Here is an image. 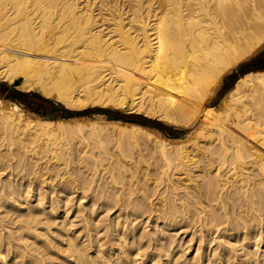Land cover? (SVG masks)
Here are the masks:
<instances>
[{"label":"bare ground","instance_id":"obj_1","mask_svg":"<svg viewBox=\"0 0 264 264\" xmlns=\"http://www.w3.org/2000/svg\"><path fill=\"white\" fill-rule=\"evenodd\" d=\"M262 46L264 0H0V80L74 110L187 127ZM217 106L170 141L0 102V264H264V70Z\"/></svg>","mask_w":264,"mask_h":264},{"label":"trees","instance_id":"obj_2","mask_svg":"<svg viewBox=\"0 0 264 264\" xmlns=\"http://www.w3.org/2000/svg\"><path fill=\"white\" fill-rule=\"evenodd\" d=\"M261 70H264V52L257 55L252 61L240 65L235 71L228 75L227 77H232V81L227 85L224 84L217 96L218 100L216 103L212 104L211 101L207 105V108L209 109L212 107L213 109V107L221 100V98L234 86L238 78L246 73ZM0 93L4 99L15 103L26 112L35 114L43 120H55L57 118L66 119L73 116L96 113L107 117L109 121L135 123L146 128L157 129L162 133L171 134L170 127L165 126L163 123L157 120L144 117L140 114L122 113L118 110L102 108L86 109L81 112L70 111L64 109L61 104L51 98H45L34 91L21 92L16 90L14 87H9L5 83H0Z\"/></svg>","mask_w":264,"mask_h":264},{"label":"rangeland","instance_id":"obj_3","mask_svg":"<svg viewBox=\"0 0 264 264\" xmlns=\"http://www.w3.org/2000/svg\"><path fill=\"white\" fill-rule=\"evenodd\" d=\"M264 52V46H262L261 48H260V50H258L254 55H252L251 57H249L247 60H244V61H242L241 63H239L229 74H227V75H225L224 77H223V79H222V81H221V83H220V85H219V87L217 88V90H216V92H215V94L213 95V97L209 100V102L205 105V107H204V109H203V112H202V114L199 116V118L197 119V120H195V117L194 118H192L189 122H188V126L187 127H185V126H183V125H173V124H169L168 122H166V121H159V120H157V119H154V120H157V121H159V122H161V123H163L165 126H167V127H170L171 128V134L170 133H162V132H160L159 130H157V129H153V128H146V129H148V130H150V131H152L155 135L157 134V135H159V136H161L162 138H164V139H167V140H170V141H176V140H186L187 138H189V136H191L192 135V133L197 129V127L201 124V122H202V120H204V119H206V118H208V117H210V116H212V114H213V112L216 110V107H218L217 105L219 104V102L213 107V109H212V107H210L209 109L207 108V105L212 101V104H215L216 103V101L218 100L217 99V96H218V94H219V92L221 91V89L223 88V86H224V84H229L231 81H232V77H227L228 75H230L233 71H235L240 65H242V64H244V63H248V62H250V61H252L257 55H259V54H261V53H263ZM253 72V71H252ZM227 77V78H226ZM20 81H21V79H18V80H16L14 83H11V82H3V81H1L0 80V83H5V84H7L9 87H14L16 90H18V91H21V92H30V91H32V90H30V89H26V90H23V89H21V88H19V87H17V86H15V83L16 82H18V84L20 83ZM36 93H38V92H36ZM39 94V93H38ZM40 95V94H39ZM42 96V95H41ZM54 96H52V97H50L51 99H53L54 101H56V102H58L57 100H55L56 98L54 97ZM0 102L1 103H3V104H5L6 105V107H8V108H12V107H14V106H16V107H18L23 113H25L27 116H29V117H31V118H40L39 116H37V115H35V114H32V113H29V112H26L25 110H23L21 107H19V106H17L15 103H13V102H11V101H9V100H7V99H4L3 97H2V95H1V93H0ZM59 104H61L60 102H58ZM62 106H63V108L64 109H67V110H70V111H76V112H81V111H83V110H86V109H92V108H102V109H112V110H118V111H121L122 113H129V112H127V111H125V109H115V108H111V107H98V106H96V107H87V108H85V109H82V110H74V109H69V108H67V107H65L63 104H61ZM134 114H137V113H134ZM140 115H143V114H140ZM144 116V115H143ZM144 117H146V116H144ZM147 118H149V117H147ZM41 120H42V118H40ZM150 119H152V118H150ZM60 120H64V121H67V122H69V123H73L74 121H81V122H86V120L88 121H95V122H97L98 124H103V123H108V122H116V121H109L108 119H107V117H105V116H103V115H99V114H96V113H90L89 115H78V116H73V117H69V118H66V119H61V118H57V119H55V120H53V121H60ZM120 122V121H119ZM121 123H128V122H122L121 121ZM128 124H135V123H128ZM89 140H91V141H89ZM68 143V142H71L69 139H66V140H63L62 142H64V144H66V142ZM85 141H87V143H89V144H87L88 146H90V147H87L86 149L87 150H89V152L90 151H92L91 149V147H96V145L95 146H93L94 144H92V143H94L93 142V140L92 139H86L85 138ZM86 143V142H85ZM69 144V143H68ZM98 147V150L96 149V148H94V150H95V152H97V151H100V153L101 154H104L103 152H106L108 149H106L107 147H108V145L107 146H104V147H99V146H97ZM89 148V149H88ZM101 149H103V151L101 150ZM104 149H106V150H104ZM94 150L92 151V152H94ZM111 153V152H110ZM110 153L109 154H106V157L107 158H109L108 160H107V162H105V163H108V161L109 162H111L112 161V159H115V155L117 154V152L115 153V152H113L112 151V155H114V156H112V155H110ZM112 156V157H111ZM111 157V158H110ZM114 157V158H113ZM152 158H153V156H151ZM136 158H137V156H136ZM152 158H150V157H145V161H146V163H143V162H141L140 164H136L135 163V168L138 170L137 171V174H139L140 176H141V178H140V176L139 175H137L138 176V179H140L141 181L143 180V178L144 177H142L143 176V174H144V172H145V178H147V179H149V180H147L148 181V184H149V187H153L152 185H153V183H156L157 181H159V180H157L156 181V179L158 178V174L156 175V173H157V167H160V166H162V163L160 162V160H158L157 162H155L156 161V158H155V156H154V158L152 159ZM152 159V160H151ZM111 160V161H110ZM125 160H129V158H125ZM132 161H134L135 162V160H132ZM132 161H130V162H132ZM154 163L155 164H157L156 166V168H155V165H154ZM144 164V165H143ZM132 165H134V163L132 162ZM139 165L141 166V165H143V170H142V167H139ZM145 165H149V168H151V170H149L148 169V172L145 170ZM141 168V169H139V168ZM153 168H154V170H153ZM161 168V167H160ZM140 170V171H139ZM141 170L142 171H144L143 172V174H141L142 172H141ZM154 171H156V173L155 174H152V172L154 173ZM147 173V174H146ZM151 174V175H150ZM148 177H147V176ZM152 175H154V176H152ZM144 178V179H145ZM101 179H103V178H99V180H101ZM153 179V180H152ZM151 181V182H150ZM152 183V184H151ZM190 252H192V250L191 251H189V253L188 254H190Z\"/></svg>","mask_w":264,"mask_h":264},{"label":"water","instance_id":"obj_4","mask_svg":"<svg viewBox=\"0 0 264 264\" xmlns=\"http://www.w3.org/2000/svg\"><path fill=\"white\" fill-rule=\"evenodd\" d=\"M18 85V82L15 83V86Z\"/></svg>","mask_w":264,"mask_h":264}]
</instances>
